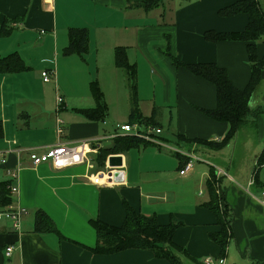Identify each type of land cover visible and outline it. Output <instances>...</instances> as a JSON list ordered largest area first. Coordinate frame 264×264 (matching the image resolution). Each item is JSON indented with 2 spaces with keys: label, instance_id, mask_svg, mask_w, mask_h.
I'll return each instance as SVG.
<instances>
[{
  "label": "crops",
  "instance_id": "crops-1",
  "mask_svg": "<svg viewBox=\"0 0 264 264\" xmlns=\"http://www.w3.org/2000/svg\"><path fill=\"white\" fill-rule=\"evenodd\" d=\"M140 1L144 0H0V27L7 21L9 28L0 33V57L17 52L27 66L20 72L0 73V151L34 147L41 153L57 141L75 143L85 139L108 145L113 138L107 136L115 125L130 123V90L126 96L124 76L117 70L124 72L127 81L128 77L124 69L115 65L116 47L125 48L127 60L135 68L139 112L144 117L155 114L156 127L161 130L155 137L158 143L138 138L137 146L120 153L123 177L109 186L88 179V173L98 169L95 154H91L94 168L90 170L85 164L59 169L50 162L32 167L27 153L7 152L6 162H0V182L11 181L17 186V193L9 191L8 205L22 206L27 213L17 230L9 220L0 221V264H168L148 249L129 248L110 254L88 249L96 243L89 220L98 218L120 226L125 218L123 201L138 213L155 216L161 225L172 219L178 221L173 240L191 257L199 261L217 259L220 248L209 233L217 232L219 226L203 205L209 199L206 180L210 170L215 173L216 191L232 214V236L223 264H264V205L259 201L264 189V159L259 158L264 149V72L261 90L254 100L257 108H262L255 113L262 138L255 147V159L239 164L230 156L226 171L211 161L214 165L202 168L198 176H191L195 173L193 166L184 175L179 174L188 160L183 154L194 155L192 150L197 147H176L163 135L155 95L143 99L139 85L138 60L149 76L155 68L162 72L157 62L162 59L169 69L178 70L173 105L176 143L183 137L222 139L228 124L200 111L216 105L213 84L182 66L176 68L172 57L187 64L216 63L227 70L235 87L244 88L250 75L245 43L210 42L203 33L242 32L248 17L245 13L228 17L218 14L220 8L237 0H164L150 9L137 5ZM258 1L261 5L262 1ZM72 27L87 28V50L82 55L64 53ZM163 50L167 57H161ZM257 50L259 56L264 53V40L257 43ZM45 70L54 71L47 82L41 75ZM93 81L102 91L107 107L100 120L88 119L78 111L95 105L90 100ZM163 81L167 86V79ZM57 93L63 103L56 112ZM145 100L151 103L148 114L141 109L140 103ZM117 111L123 118L115 117ZM56 118L62 121L59 136ZM214 152L202 151L212 157ZM18 160L21 167L11 180L6 168L14 167ZM6 206H0V210ZM38 209L46 212L63 237L33 230ZM8 246H12L9 256Z\"/></svg>",
  "mask_w": 264,
  "mask_h": 264
},
{
  "label": "trees",
  "instance_id": "trees-1",
  "mask_svg": "<svg viewBox=\"0 0 264 264\" xmlns=\"http://www.w3.org/2000/svg\"><path fill=\"white\" fill-rule=\"evenodd\" d=\"M164 0H144L137 3L143 9H150L160 6ZM237 13H245L248 22L242 32H215L207 30L203 33L205 40L210 42L221 41H241L246 45L248 62L250 65V75L244 88H237L233 85L224 67L216 63H182L172 57L173 64L186 68L190 73L213 84L215 88L216 105L214 108H200L202 114L217 120L224 121L228 124L226 134L219 140H207L201 138H186L185 141L202 145L208 149L220 150L229 144V141L235 136L240 128L247 123L249 114L258 113L262 108L251 109L250 100L254 91L258 88L264 72V53L259 56L257 43L262 40L264 35V10L258 0H237L232 4L226 5L218 10L220 16H233ZM8 22H3L0 27V33H6ZM87 28H69L68 45L64 49L65 54L82 55L87 50L88 41ZM114 53L115 65L125 70L130 90L131 109L129 113L130 123H139L143 125L156 126L155 114L144 117L138 110V99L135 82V68L129 64L124 47H116ZM24 64L17 52H12L4 57H0V73H14L26 70ZM90 91L94 98L93 107L78 109L86 118L100 120L106 112V102L98 84L93 81L90 84ZM3 126L0 120V137L2 136ZM139 139L134 136H119L111 140L108 145L102 146L99 151L93 155L95 166L101 168L104 166L105 158L108 154L124 153L126 150L135 147ZM264 159V149L259 157ZM8 181L0 182V206H6L11 202ZM216 178L213 170H210V176L206 180L209 199L203 205L207 207L216 219L219 226L217 232H210L209 238L219 245L220 257H225L228 242L232 236L231 220L232 214L226 206L222 195L218 194L215 188ZM125 218L120 226L107 224L98 218L89 220L95 230L96 243L88 249L96 254H110L123 249L137 248L152 250L156 257L165 259L168 264H183L181 256L189 260L197 259L191 257L185 247L178 245L173 240L175 228L178 221L172 219L166 225L157 222L155 216H147L136 212L126 201H123ZM54 222L45 211L38 209L35 212L33 230L36 232H55L59 238L63 237ZM203 264L202 261H198Z\"/></svg>",
  "mask_w": 264,
  "mask_h": 264
},
{
  "label": "built area",
  "instance_id": "built-area-1",
  "mask_svg": "<svg viewBox=\"0 0 264 264\" xmlns=\"http://www.w3.org/2000/svg\"><path fill=\"white\" fill-rule=\"evenodd\" d=\"M44 81H49L54 76L53 70H45L41 73ZM56 103V112L60 109V106L63 103L62 97L57 93L55 97ZM57 129L56 132L58 136L62 132L61 124L62 121L60 118H56ZM161 130L158 127H154L151 125H143L139 123H123L116 124L113 132L107 136V138L112 139L119 136H134L140 139H144L147 141H152L158 143L156 140V135L160 134ZM97 142V143H96ZM101 140H91L85 139L75 143H68L63 141H57L56 143L46 146L44 151L39 153L36 151V148H11L7 151H0V162L5 163L6 158L5 155L7 152H15L17 155L21 154V152L27 153V156L30 160L31 166L36 167L42 162H50L55 168H65L67 166H73L78 164H85L90 170L94 168L92 155L96 154L98 150L102 147ZM116 155H120L123 159L122 154L114 153ZM111 155V154H109ZM108 155V156H109ZM183 155L187 156L188 160L183 165V168L179 171V174L184 175L186 172L191 170L193 166L192 161H200L199 157L193 155L191 153H184ZM105 164L102 168L95 169V171L88 173V179L90 182H93L97 185L109 186L115 182H118L114 179L115 172H122L123 177V163L119 166H109L107 163V158ZM21 167V163L19 160L16 165L12 168H6V173L10 176L11 180L16 178L18 170ZM121 181V179H120ZM7 188L10 193H17L18 188L16 185L12 184L11 181L8 184ZM259 201L264 205V189L261 191ZM27 213L26 209L22 206H12L8 205L5 208L0 210V221L1 220H9L11 226L14 229H18L20 226L21 218L23 215ZM12 251V246L6 247V255L9 256ZM224 259L222 257L215 259L205 258L203 260V264H223Z\"/></svg>",
  "mask_w": 264,
  "mask_h": 264
},
{
  "label": "rangeland",
  "instance_id": "rangeland-1",
  "mask_svg": "<svg viewBox=\"0 0 264 264\" xmlns=\"http://www.w3.org/2000/svg\"><path fill=\"white\" fill-rule=\"evenodd\" d=\"M262 1L261 7L264 10V0ZM262 40H264V35L262 36ZM163 54H161V57H167L165 54V50H163ZM159 56V55H157ZM133 57V56H132ZM139 59V58H138ZM140 63V70H139V85L141 89V95L143 99L146 97H152L153 93L155 95V101L160 106V110L158 111L160 122L162 123L164 127V133L163 135H167V138L170 142H173L176 147L181 145L180 147L188 149L191 145L194 147H197L196 150H192L194 155L199 157L200 161H192L193 162V169L195 170V173H193L191 176H198L202 168L208 169L209 167H212L211 165H219L225 171L229 168H227V159L230 156H234L236 159V162L239 164H243L245 162H248L249 160L252 161L255 159L254 150L257 144L262 140L261 138V132L258 129V120L256 119L255 113L253 115L249 114L247 116V123L242 128L238 130V132L235 134V136L232 138L231 141H229V144L226 145L223 149L214 152V157L212 156H206L202 153L204 150H209L206 147H203L202 145H195L192 143H189L185 140H180L178 143H176L175 139V130L177 125V116H176V108L173 106L175 103V94H176V82H178V70L176 69L173 71L172 69H169L164 61L162 59H158V64L161 67L162 72H160L159 68H155V72L153 75H147V72L143 70V62L141 60H138ZM173 66L176 67L175 64ZM177 68V67H176ZM120 74L124 76L125 82V90H126V96H129V83L126 79V76L123 71L117 70ZM149 77L154 79H150ZM164 78L167 79V86H164ZM50 82H53L51 80ZM48 82L47 84L50 85L51 83ZM261 84L258 85V88L253 93V96L250 100V106L253 109H256L259 107L256 103L254 104V100L257 98L259 91L261 90ZM109 93V91H108ZM91 96V103H95L94 98ZM169 99V100H168ZM168 100V101H167ZM128 104V102H127ZM141 104V109L145 114H148L149 112V106L151 103H148V100L143 101ZM264 106V105H263ZM119 111V109H118ZM115 112V117L117 118H123L121 117L119 112ZM51 113H55V110H52ZM119 116V117H118ZM171 117V121L169 120ZM125 119V118H124ZM170 121V124L168 123ZM156 127V126H155ZM264 135V132H263ZM245 144V146H244ZM244 147L247 149H244ZM214 151V150H213ZM231 158V157H230ZM214 163H212V162ZM245 165V164H244ZM216 260V259H215ZM226 260V259H225ZM181 261L183 264H199L198 261H193L184 258L181 256ZM203 262V261H202Z\"/></svg>",
  "mask_w": 264,
  "mask_h": 264
},
{
  "label": "water",
  "instance_id": "water-1",
  "mask_svg": "<svg viewBox=\"0 0 264 264\" xmlns=\"http://www.w3.org/2000/svg\"><path fill=\"white\" fill-rule=\"evenodd\" d=\"M107 163L109 166H119L122 163V157L120 155L111 154L107 158ZM121 178H122V172L114 173V179L116 181H120Z\"/></svg>",
  "mask_w": 264,
  "mask_h": 264
}]
</instances>
